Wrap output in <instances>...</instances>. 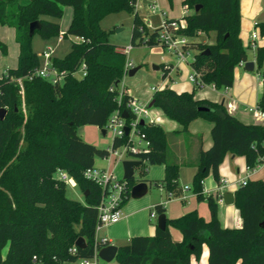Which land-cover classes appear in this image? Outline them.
Masks as SVG:
<instances>
[{"label":"trees","instance_id":"16d2710c","mask_svg":"<svg viewBox=\"0 0 264 264\" xmlns=\"http://www.w3.org/2000/svg\"><path fill=\"white\" fill-rule=\"evenodd\" d=\"M181 3L191 10L183 16L186 26L180 29L181 34L194 37L201 32H215L213 42L189 41L186 46L197 50L189 61L195 76L194 87L199 83L213 84L217 89L231 86L234 67L247 57L239 37V0ZM134 4L136 0H0V24L14 28L18 45L17 65L0 76V108L6 109L0 120V264L70 263L93 258L95 249L107 244L95 239L97 204L102 191L97 184L84 179L83 171L94 165L95 158L106 157L108 151L84 141L77 127L89 124L103 129L109 114L116 108H126V101L133 98L124 89L117 103L119 84L115 82L123 76L126 59L121 48L108 41V33L99 21L113 12L131 11ZM196 5H200L197 11ZM65 6L71 8V18L62 35L83 40L72 41L64 56L51 57L53 67L64 71L62 83L39 77L26 82L22 109L12 78L39 66L38 55L31 47L32 36H58V20ZM133 19L132 46L160 44L159 26L149 31L136 12ZM34 20H39L40 28L30 36L28 25ZM255 26L264 35V20ZM6 48L0 41L3 54ZM206 49L208 52L203 54ZM263 59L264 45L256 46V71L263 78L257 101L261 110ZM82 63L85 73L78 78L73 72ZM151 99L153 108L180 124V131H186L188 123L196 118L211 122V145L199 150L191 179V191L198 200L207 201L211 218L204 220L196 210L166 218V227L156 226L153 236L135 235L118 246L115 260L121 264H189L191 255L199 258L205 243L209 250L207 264H264V181L245 180L235 190L233 203L239 210L240 227H223L217 218L216 198L203 193L207 175L220 181L218 168L225 154L244 156L249 170L263 161L264 126L243 123L228 113L223 103L194 98L193 90L178 92L165 86L153 91ZM138 129L148 140L149 151L136 155L141 161L135 167L140 178L127 180L122 204L129 199L128 190L136 180L162 187L170 197L179 196L180 167L167 159L168 134L152 121L139 123ZM126 140V135L118 136L112 144L119 146ZM156 164L164 165L163 178L146 179V165ZM57 169L76 180L83 201L67 196L66 185L54 177ZM153 210L156 215L164 213L160 204L154 205ZM168 226L180 231V241L171 239ZM79 237L83 239L81 247L75 245Z\"/></svg>","mask_w":264,"mask_h":264},{"label":"crops","instance_id":"0c3cea01","mask_svg":"<svg viewBox=\"0 0 264 264\" xmlns=\"http://www.w3.org/2000/svg\"><path fill=\"white\" fill-rule=\"evenodd\" d=\"M182 1V0H181ZM240 12V30L239 37L242 45L248 47L251 51V56L246 57L245 61L253 62L252 71H247L244 68V62L239 63V69H233V83L229 87L217 89L213 84H204L195 88L193 82L189 79L191 69L189 61L188 80L191 84H175L171 77L172 71L175 69L180 73L181 70L175 68L171 63L167 64L171 68L169 70V77L163 78L161 73V80L153 86L169 83L175 84L176 91H194V98H205L214 102L223 103L227 112L236 117L238 120L246 124H261L264 126V119L261 118L254 109L262 89L263 78L256 71L255 62V47L250 46L252 41L251 33L255 32L253 29L255 23L264 20V0H239ZM166 14V13H165ZM71 16V15H70ZM182 16V15H181ZM167 18H178L180 16H167ZM150 21V20H149ZM149 21H143L148 30L152 31L154 28L149 24ZM158 27V26H157ZM256 35L254 43L256 46L264 45V35ZM257 34V33H256ZM0 41L5 44L6 52H0V76L6 72L8 68L15 67L17 64L18 45L15 41L14 28L0 24ZM163 66L165 64H162ZM3 69V71H1ZM164 70V69H163ZM261 70L264 71V59ZM163 81V82H162ZM119 83V82H118ZM151 86V87H153ZM151 87L150 93L146 101H143L132 93L128 88L125 89L130 95L148 104L153 93ZM170 87V86H169ZM150 121L159 124L164 128L167 135V159L170 162H176L179 165L178 185L181 188L182 196L169 197L162 187H156L148 184L147 192L139 197L127 199L121 206L122 217L116 223L102 226L96 233L95 239L101 241L105 240L107 244L112 243L117 247L125 244L132 236L144 235L153 236L156 230V222L150 217V213L154 205L160 204L164 207V214L166 218L180 217L190 210H196L204 220H209L210 213L207 201L198 200L196 195L191 191V179L196 169V159L199 150H205L211 145V122L196 118L190 121L187 125L186 131H180L181 126L175 120L168 119L159 109L150 108ZM264 112V110H263ZM97 127V126H96ZM101 132V129H100ZM102 134V133H101ZM106 134V131H105ZM104 134V135H105ZM82 137V135H80ZM105 160L103 158H95L94 166L105 168L111 166L106 162L101 164L96 163V160ZM150 166V165H149ZM164 165H151L147 170L146 179H162L164 176ZM220 181L217 182L211 174L207 175L203 180V193L205 195H212L216 198L217 203V218L223 227H240L241 217L239 210L234 203H225L222 197L224 192H231L234 194L241 181L261 179L264 181V159L257 164L253 169L249 170L246 167L245 158L242 155H235L227 153L219 164L218 168ZM184 186H187L184 189ZM155 187V188H154ZM153 188L154 192L147 195L149 190ZM157 217V216H156ZM155 217V219H156ZM171 239L173 241H180L182 235L177 228L168 226ZM208 247L204 243L201 246V253L198 259L190 256L189 264H207ZM95 264H121L115 258L109 262H105L97 258ZM64 264H80L79 261L64 263Z\"/></svg>","mask_w":264,"mask_h":264},{"label":"built area","instance_id":"2783aa9c","mask_svg":"<svg viewBox=\"0 0 264 264\" xmlns=\"http://www.w3.org/2000/svg\"><path fill=\"white\" fill-rule=\"evenodd\" d=\"M183 13L182 16L178 18H167L166 14L162 12L161 24L158 30V40L159 43L164 46L166 49L170 50V52L174 53L178 59V61H185L187 62V56L189 55V49L186 48L189 37L180 33V29L186 26V21L183 18L184 15L187 14L188 5L182 4ZM154 8V7H152ZM64 33L58 35V40L63 38ZM256 32L251 33L252 41L250 46L256 47L254 43V39L256 38ZM76 41H82V37H76ZM132 45H127L120 50L124 55L129 53L131 50ZM52 50L51 48H46L45 50L41 51V56L44 58L42 65H39L33 71L27 73L23 76L13 77L12 82L17 88V93L20 97V103L22 109H24V95H25V85L27 81L32 80L34 77L43 78L45 80L50 81L51 83H62L64 78V71L58 72L55 67L51 64V57H52ZM240 63H243L241 61ZM78 70L81 71L82 75L85 73V65L82 63ZM131 61L125 60L123 76H125L129 69L132 68ZM169 65L163 66V73L166 71V74H163V78L169 77ZM77 70V71H78ZM76 71V72H77ZM76 72H73L74 75ZM81 75V76H82ZM122 76V77H123ZM189 79L194 83L195 76L191 73L189 75ZM163 82V81H162ZM204 84L199 83V86ZM168 85L159 84L156 86L151 87L152 91L159 90L164 88ZM214 86V85H213ZM118 87V86H117ZM123 88H117V103H120V99L123 95ZM124 109L116 108L114 109L108 116V119L103 127L106 133L110 130L111 131V144L107 148V156L103 159L108 160L110 165L109 167L100 168L96 166L87 167L83 171L84 179L90 180L97 184L101 191L102 196L97 204V223L95 226V233L104 225L116 223L122 217L121 206L122 200L125 197V193L127 192V180L120 177L118 178L113 170L114 167L117 166V163H121L124 159H138L136 157L139 153H145L149 151V142L144 138V135L139 132L138 125L141 120L143 122H151L150 120V108L148 104L143 103L142 101L136 100L135 97L129 98L125 103ZM127 112V117H124L122 112ZM261 118L264 119V112L259 107L256 106L254 109ZM130 117V118H129ZM129 118V119H128ZM147 119V120H146ZM128 127V134L125 133L124 128ZM123 135L127 136V140L120 143L119 146H113L112 141L116 137H122ZM126 156L125 158L123 156ZM54 177L60 181H62L65 185L70 187H76V183L68 173L62 169H57L54 172ZM138 180H136L137 182ZM241 181V183H244ZM187 186H184L186 189ZM130 189L128 190L129 193ZM179 196H182L181 194ZM170 197V194H169ZM157 215L155 211L152 209L150 213L151 218H155ZM101 242H106L105 240H101ZM99 249V248H98ZM95 249V255L91 259H79L80 264H95L97 259V251ZM74 250V248H72ZM34 258V257H33Z\"/></svg>","mask_w":264,"mask_h":264},{"label":"rangeland","instance_id":"374dc122","mask_svg":"<svg viewBox=\"0 0 264 264\" xmlns=\"http://www.w3.org/2000/svg\"><path fill=\"white\" fill-rule=\"evenodd\" d=\"M182 3L181 0H136V4L131 11L120 10L117 12L110 13L103 17L99 21V25L102 29L106 30L108 33V41L111 44L116 45L119 48H123L127 45H131L130 36L133 23V15L136 14L141 18L142 21H149V24L152 28L160 26L162 18V12L167 14V16H181L182 15ZM154 7V8H152ZM191 10H188L187 13H190ZM71 15V8L69 6L63 7V14L58 20L60 24L61 33H64ZM44 18L48 20H54L50 16H45ZM256 27V26H255ZM253 31L258 33V28H254ZM215 38V32L209 31L207 33L201 32L196 34L194 37H189V41H201L204 43L213 42ZM76 37L72 35L63 36L61 40H58V36H52L47 39H43L39 34L35 33L32 36L31 47L33 51L36 52L39 58V65H42L44 58L41 56V51L46 48H51L52 57H62L70 49L72 41H76ZM1 52V51H0ZM189 55L187 60L189 61L193 55L197 52L196 49L190 48L188 51ZM246 56H251V51L248 47L245 46ZM125 59L131 61L132 68L139 67L136 72L129 76L126 74L119 81L118 89L128 88L132 93L143 101H146L150 93V87L158 83L161 80V73L163 72V67H160L162 64H173L175 68H178L180 71L177 72L175 69L171 73V77L174 80L175 84H191L188 80L189 67L187 62L178 61L176 55L170 50L166 49L161 44L155 46H147L145 44L133 45L128 54H126ZM153 65H158L159 69L154 70ZM131 68V69H132ZM236 70L239 69L238 64L234 67ZM3 71V69L1 70ZM82 73L78 70L75 73L76 77H81ZM175 84L169 83L171 88H174ZM152 94V93H151ZM137 96V97H138ZM151 110V109H150ZM147 120V119H146ZM77 133L82 135V139L86 142L94 144L99 148L107 149L111 144V131L109 130L105 135L101 134L100 129L94 125H82L77 127ZM126 157L125 155L123 156ZM108 161V160H107ZM106 162V160H96V163L101 164ZM109 162V161H108ZM117 166L114 167V174L120 178L122 177V165L117 163ZM145 175H147L146 170L150 167L146 165ZM138 169L134 170V179H139ZM155 188V187H154ZM66 194L67 196L83 201L82 193L78 187H70L66 185ZM154 190L151 188L147 195L153 193ZM132 199V198H130ZM153 221L156 222V219L153 218ZM5 251V249L3 250Z\"/></svg>","mask_w":264,"mask_h":264},{"label":"water","instance_id":"95a60500","mask_svg":"<svg viewBox=\"0 0 264 264\" xmlns=\"http://www.w3.org/2000/svg\"><path fill=\"white\" fill-rule=\"evenodd\" d=\"M200 5H196L194 7V10L197 11ZM40 28V22L39 20H34L31 21L28 25V34L31 36L33 33H35V30H38ZM208 50H204L202 53L206 54ZM139 68V67H138ZM137 67H133L132 69H129L127 74L129 76L133 75L136 70L138 69ZM152 68L154 70H158L159 66L158 65H153ZM244 68L247 71H252L253 69V62L251 61H245L244 62ZM115 84H118V81L115 82ZM153 105L152 99L148 103V107L151 108ZM6 113L5 108H0V120L3 119L4 115ZM124 117H127V112L123 111L122 112ZM143 123V120L140 121V124ZM125 133L128 132V127L124 128ZM102 134H105V129H101ZM128 134V133H127ZM141 161L139 159H124L121 162L122 165V178L128 180V179H133L134 180V170L135 167H137ZM148 190V183L144 180H138L132 187L130 188L129 191V197L130 198H139L143 196ZM223 200L225 203H232L233 202V195L231 192H224L222 194ZM156 226L160 229H164L166 227V216L164 213L158 214L156 217ZM75 245L78 247L83 246V239L81 237L77 238L75 241ZM118 247L112 243L106 244L102 247H100L97 251V258H99L102 261L109 262L112 259L115 258L116 253H117Z\"/></svg>","mask_w":264,"mask_h":264}]
</instances>
